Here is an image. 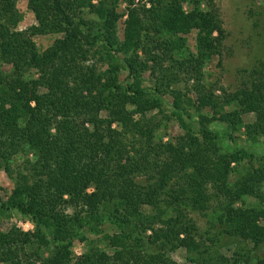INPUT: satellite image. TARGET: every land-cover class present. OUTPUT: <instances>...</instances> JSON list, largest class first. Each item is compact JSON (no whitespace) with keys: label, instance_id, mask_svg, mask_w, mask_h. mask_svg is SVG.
Returning a JSON list of instances; mask_svg holds the SVG:
<instances>
[{"label":"trees","instance_id":"trees-1","mask_svg":"<svg viewBox=\"0 0 264 264\" xmlns=\"http://www.w3.org/2000/svg\"><path fill=\"white\" fill-rule=\"evenodd\" d=\"M136 1L0 0V173L14 182L0 221L34 225L0 228V264H177L178 249L192 264H264V62L228 92L206 71L228 36L217 0ZM173 120L183 133L164 141Z\"/></svg>","mask_w":264,"mask_h":264},{"label":"rangeland","instance_id":"rangeland-1","mask_svg":"<svg viewBox=\"0 0 264 264\" xmlns=\"http://www.w3.org/2000/svg\"><path fill=\"white\" fill-rule=\"evenodd\" d=\"M137 4L148 5L147 0H138ZM264 5V0H217V5L220 8L224 27L228 33L227 39L224 43V54L223 62L219 67V58L215 57L211 62L208 63L206 71L208 72V82L217 83L219 87L226 89L228 92H235L246 83L249 79V72L256 66H260L261 62H264V46H259L255 41L257 40V33L253 25V16L258 12L260 5ZM18 8L23 16V20L19 24V30H26L27 28L36 24L33 13L28 9L26 1H20ZM119 12L123 13V18L119 24L120 35L123 33L124 22L127 19L126 5L121 3ZM197 33L193 32L188 36L189 45L194 49L196 43ZM55 36L38 37L35 39L40 50L48 48L53 41ZM6 71L10 68L6 67ZM220 95V92H217ZM170 99V98H169ZM169 109V108H168ZM170 112V110H169ZM247 124L253 122V116L247 115L244 117ZM166 133L164 141L176 137L183 133L179 124L176 121L168 123V128L163 127L160 134ZM244 135L240 138V143L248 147L243 142ZM262 149L261 145H257L255 150L260 152ZM24 152H20L13 159V170L18 169L24 163ZM259 158V157H257ZM235 180V179H234ZM14 182L6 175V173H0V202L7 199L8 194L13 190ZM248 203L256 204L257 201L253 198H249ZM195 219L200 232L204 235L208 230L207 219L199 214L192 215ZM16 226L21 230H30L34 225L30 220L22 218L19 214L14 213L11 218H2L0 221V228L3 231L9 230L11 227ZM31 231V230H30ZM109 232H114L113 228L107 229ZM25 232V231H24ZM211 236V235H209ZM206 237V236H205ZM91 239H95L91 237ZM105 245L100 246L101 249H105ZM235 248L232 240H223V246L219 252L225 258H231L233 250ZM88 250V246L85 243L74 242L73 252L76 257H80ZM110 252V251H109ZM173 261L177 264H192L187 260V253L183 249L175 250L171 253Z\"/></svg>","mask_w":264,"mask_h":264},{"label":"built area","instance_id":"built-area-1","mask_svg":"<svg viewBox=\"0 0 264 264\" xmlns=\"http://www.w3.org/2000/svg\"><path fill=\"white\" fill-rule=\"evenodd\" d=\"M31 231L33 230V227L30 229ZM30 230H24L25 232H30Z\"/></svg>","mask_w":264,"mask_h":264}]
</instances>
